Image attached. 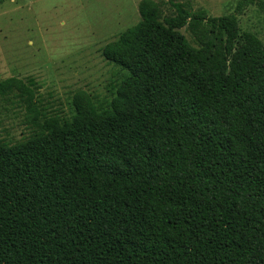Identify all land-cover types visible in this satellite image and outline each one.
Returning <instances> with one entry per match:
<instances>
[{
	"label": "trees",
	"instance_id": "16d2710c",
	"mask_svg": "<svg viewBox=\"0 0 264 264\" xmlns=\"http://www.w3.org/2000/svg\"><path fill=\"white\" fill-rule=\"evenodd\" d=\"M173 6L140 0L102 47L123 71L104 110L78 90L47 115L0 81L32 129L0 139V264H264V42Z\"/></svg>",
	"mask_w": 264,
	"mask_h": 264
},
{
	"label": "rangeland",
	"instance_id": "374dc122",
	"mask_svg": "<svg viewBox=\"0 0 264 264\" xmlns=\"http://www.w3.org/2000/svg\"><path fill=\"white\" fill-rule=\"evenodd\" d=\"M139 1L0 0V81L22 79L34 89L37 104L47 115L68 118L78 90L89 94L98 110L108 108L123 71L104 59L101 50L139 21ZM155 1L161 2L163 15L182 1L211 16L233 13L242 31H251L264 42V0L241 12L235 11L238 0ZM179 32L194 44L185 27ZM31 130L17 97L0 98V139L12 144Z\"/></svg>",
	"mask_w": 264,
	"mask_h": 264
}]
</instances>
